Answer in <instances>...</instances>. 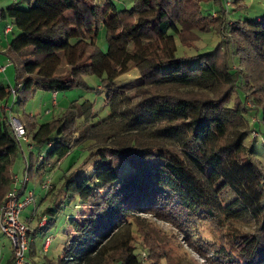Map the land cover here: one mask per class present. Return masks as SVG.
<instances>
[{"label":"trees","instance_id":"16d2710c","mask_svg":"<svg viewBox=\"0 0 264 264\" xmlns=\"http://www.w3.org/2000/svg\"><path fill=\"white\" fill-rule=\"evenodd\" d=\"M202 2L220 4L134 0L130 9L116 12V32L104 25L107 9L96 0H28V9L18 3L0 9L1 20L8 18L18 30L0 49L15 76L14 86L0 85V206L15 176L14 160L23 155L4 109L11 88L17 90L14 106L22 110L36 91L84 86L85 76L103 58L94 41L102 24L106 41L122 51L112 75L136 70L139 77L138 83L120 86L112 75L101 79L110 115L97 123H90L94 114L86 101L71 103L60 118L43 125L25 113L16 117L30 149L49 147L36 158L30 151L29 180L42 183L53 157L59 163L86 141L91 149L85 160L100 162L91 176H64V189L76 194L89 214L81 222L71 220V238L56 261H31L35 250L28 243L30 264L168 263L179 247L166 250L141 229L143 214L171 223L191 240V224L210 228L213 240L200 233L195 239L218 264H264V166L245 146L255 131L249 117L260 116L264 127V16L230 20L221 6L213 18L202 13ZM242 2L233 0L234 10L243 9ZM222 27L232 41L192 58L177 56L174 44L161 42L176 37L191 47L200 34L220 35ZM140 36L151 40L135 43ZM60 208L47 207L42 217L50 218L39 229L49 230ZM3 264H14L12 254Z\"/></svg>","mask_w":264,"mask_h":264},{"label":"rangeland","instance_id":"374dc122","mask_svg":"<svg viewBox=\"0 0 264 264\" xmlns=\"http://www.w3.org/2000/svg\"><path fill=\"white\" fill-rule=\"evenodd\" d=\"M18 1V0H17ZM18 6L21 9H28V0H19ZM99 3H104L107 9V16L104 21V25L109 26L112 32H116L117 26L115 23V14L117 11L130 9L133 5L134 0H96ZM226 0H220V4L215 5L213 2H202L201 11L204 15H211L213 18L218 17V10L222 9L227 13L228 19L230 20H255L256 16L264 15V0H243V9L234 10L233 1L230 2V6L225 5ZM222 6V8H221ZM216 19V18H215ZM6 24H10L8 18L2 19L0 21V49L6 46L15 35L18 34L17 28L13 27V31L7 36L2 34V28ZM103 24L98 30H96L95 43L97 47L103 53L102 60L94 65L93 74L87 75L84 78L85 85L80 87H74L69 90L52 93L49 91H36L33 93L23 109H18V107L13 106L12 116L20 118L22 114L35 116V123L37 125H43L45 123L52 122L55 119L60 118L63 113L68 109V107L73 102L79 104L90 102L92 104V113L94 118L90 120V123H97L102 119H106L110 115L109 108L105 104V92L101 91V79L111 76L115 68L118 66V61L121 56L120 45L117 43H108L105 39V26ZM228 23L227 26H229ZM93 31V29L91 30ZM229 29L227 31L224 27L220 30V35L214 32L204 33L199 35V40L195 42L191 47H185L181 45L179 39L176 37L169 40L168 38H163L162 43L165 47L168 45L174 44L176 46V55L183 56L186 55L189 58H192L198 54L207 53L212 51L218 43L232 41V38L229 34ZM150 41L151 38L147 36H140L136 38V42ZM131 48V46H128ZM7 59L0 55V64L5 65ZM234 61V59H232ZM113 81L117 86L123 84H133L134 82H139V77L136 70L129 72L128 74L122 76H114ZM7 79V81H6ZM14 86L15 85V76L12 65L6 66V73L0 72V85L1 86ZM135 83V84H137ZM53 99L54 104L53 105ZM251 107V105H250ZM249 125L255 130L251 133L250 137L245 141V146L248 148L249 153L257 159L264 166V127L261 123L260 116H251L249 117ZM255 120V122H253ZM84 124V118L77 120V128L79 129ZM262 126V127H261ZM262 128V129H261ZM257 129H261L260 132ZM31 144V141H30ZM22 149L24 155L30 156L28 151L29 144L21 140ZM91 142H83L76 147H73L70 153L56 163L57 158L53 157L51 163L53 166L45 169L43 178L46 180L50 179L51 188L41 189L40 181H34L33 179L29 180L26 183V192L31 191L34 193L33 202L24 208L20 213V221L28 224L31 233L28 235V243H33V249L35 253L30 257L31 261L42 262L45 258L56 261L57 257L61 254L63 246L71 238L72 227L71 220L76 219L81 222L89 214V208L81 204L79 197L76 194H68L63 187L65 181V175H70L69 179H80L84 176H91L96 167L100 164L99 159L92 157L88 160H85L90 154ZM49 151V147L45 144L40 146H33L32 152L33 156L36 158L38 153L41 152L44 154ZM164 155H168L172 158L170 154L166 151H162ZM23 162V155L17 157L13 163L14 173L21 167L20 163ZM23 165V164H22ZM125 171V166L118 168V174H121ZM46 175L48 177H46ZM23 180L24 171L22 170L21 174ZM53 183H52V181ZM40 183V184H39ZM60 206L61 208L56 214L55 223L47 231L41 230L38 228L40 219L42 218V213L47 207L56 208ZM46 217V222L50 218ZM142 221L138 223V226L141 229H144L149 233L150 236L156 239L157 242L163 244L166 250L168 248L178 246L179 249H174L170 254L168 263L163 262V264H218L215 257L211 253H206L199 248L195 235H201L202 238L207 240H213L214 234L210 228L205 226H199V224L190 225V234L193 237V240L188 237V234L182 231H178L177 228L168 223L167 221L152 217L150 215H140ZM27 219H31V222H27ZM46 224V223H45ZM198 227V228H197ZM216 237V236H215ZM172 238V240H171ZM138 240L142 241V236H138ZM171 240V242H169ZM51 241V247L48 253H42V246L44 242ZM169 242V243H168ZM10 240L4 236L0 235V263L3 264L6 259L2 261L3 256H8L10 251ZM45 245V244H44ZM174 245V246H173ZM199 248V249H198ZM186 253V256L182 254ZM144 254V253H143ZM181 254V255H180ZM30 256L29 248L25 253V258L28 259ZM6 258V257H5ZM29 259V260H30ZM143 260H147L146 253L143 255ZM2 261V262H1Z\"/></svg>","mask_w":264,"mask_h":264},{"label":"built area","instance_id":"2783aa9c","mask_svg":"<svg viewBox=\"0 0 264 264\" xmlns=\"http://www.w3.org/2000/svg\"><path fill=\"white\" fill-rule=\"evenodd\" d=\"M233 0H226L225 5L230 6V2ZM1 21V17H0ZM11 25L7 24L4 27V34L11 31ZM9 65V61H6L5 65L0 64V72L3 73L6 70V66ZM17 101V90L11 88V98L8 104L4 106L7 113V124L11 127L15 137L21 142L25 141L29 143L28 137L24 125L14 116H12V107ZM254 121V120H253ZM42 159V156L39 157ZM28 161H25V171L22 181H19L16 176H13L11 189L7 192L3 204L0 206V234L4 235L10 240L12 256L14 264H30V261L25 258V253L28 248V235L31 230L28 224L20 221L21 211L33 202L34 193L31 191L26 192V183L28 182V176L26 173ZM40 187L42 189H50L51 182L47 178L44 180ZM46 217H42L38 224V228L45 226ZM48 242L45 243L44 248L47 249Z\"/></svg>","mask_w":264,"mask_h":264},{"label":"crops","instance_id":"0c3cea01","mask_svg":"<svg viewBox=\"0 0 264 264\" xmlns=\"http://www.w3.org/2000/svg\"><path fill=\"white\" fill-rule=\"evenodd\" d=\"M15 1H17V0H0V9H5L6 7H8L9 5H11V4H14V3H16ZM19 1V0H18ZM17 1V2H18ZM262 16H264V15H258V16H256V18H255V20H260L261 19V17ZM7 25V24H6ZM4 29V27L2 28V30ZM13 31V30H12ZM11 31V32H12ZM11 32H9L8 34H10ZM2 34H3V31H2ZM8 34H6L5 36H7ZM4 35V34H3ZM2 65V64H1ZM5 73H6V70H5ZM6 81H7V79H6ZM8 82V81H7ZM9 84V86H10V83H8ZM55 102H54V99H53V105H55L54 104ZM14 108V107H13ZM12 111H13V109H12ZM28 143V142H27ZM29 144V143H28ZM31 147L29 146L28 147V151L30 152V151H32V149H30ZM22 151H23V149H22ZM25 161H28V156L27 155H24V151H23V162H21L20 163V165H21V167L17 170V172L16 173H14V169H12V171H13V174L17 177V179L20 181V179L22 178V176H21V174H22V170L23 171H25V167H26V165H25ZM23 164V165H22ZM49 169H50V167H48ZM46 177H48L47 175H46ZM45 178V177H44ZM43 178V180L42 181H44L45 179ZM52 181V180H51ZM52 183H53V181H52ZM40 184V183H39ZM27 187H25V189H26ZM42 189V188H41ZM27 222H31V219H27ZM1 236H4V235H2V234H0ZM5 237V236H4ZM44 244H45V242H44ZM44 244H43V246H42V253L43 254H45V253H48V251H49V249H50V247H51V241H49V244H48V246H47V249H45L44 248ZM10 248V251H9V254H8V256H3L2 257V261L4 260V259H7L8 257H10L11 256V254H12V252H11V246L9 247ZM6 257V258H5ZM1 261V262H2Z\"/></svg>","mask_w":264,"mask_h":264}]
</instances>
